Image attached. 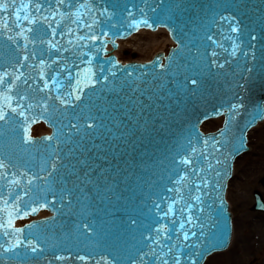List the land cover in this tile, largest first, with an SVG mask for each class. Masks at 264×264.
Instances as JSON below:
<instances>
[{
  "label": "water",
  "instance_id": "95a60500",
  "mask_svg": "<svg viewBox=\"0 0 264 264\" xmlns=\"http://www.w3.org/2000/svg\"><path fill=\"white\" fill-rule=\"evenodd\" d=\"M15 1L24 3L19 6L20 14L25 11L26 4H33V0ZM78 1L80 0H76L75 3ZM92 1L96 2V0ZM4 3L9 4V8L5 11L15 16L17 8L9 0H4L1 4ZM144 8L146 11L149 9L148 6ZM126 9L132 10L126 16L136 17L135 8L125 6ZM76 11L67 14L69 17L79 18L78 15H74ZM157 14L161 18L166 14L169 16L166 25L178 41L177 48L163 64L158 63L162 54L155 55L153 62L133 63L126 66L116 65L112 55L104 57L102 53L106 52L105 43L119 34L118 24H108V21L103 24L98 34V39L102 44H98L100 41L91 36L87 38L92 41L91 44L83 41L80 44L85 49L84 55L80 56L83 59L81 63L86 62L84 58L88 55L87 52L92 53L96 50L95 60L103 61L101 63L102 72L108 75L106 80L114 81L112 89L104 88L107 90L105 96L98 95V100L103 103L104 109L97 120H95L96 117H88L93 121L91 124L75 116L88 111L83 104L85 100L82 95L84 94L78 95L76 89L92 86L88 80L95 77L84 72V75L88 76L81 78L75 69L77 59L73 58L69 61L65 59V53L69 52L68 45L72 38L87 37L86 32L83 31L84 24L71 27L70 31L63 30L59 38L50 40L55 44L52 45L53 50L57 46L60 52L58 57L51 58L54 64V66L49 64V67L53 66L51 71L48 67L36 63L35 66L24 68L18 75L15 69L12 74L0 72L3 73V76L0 75L1 82L8 81L9 78L5 75H12L14 79H17L13 87L7 88L12 93H10L11 100L9 96L8 101H0V114L7 110L13 113H24L28 107L24 114L29 116L28 123H30L35 118L38 104L32 99L26 102V99L31 95L41 99L46 94L51 101V106L50 102L48 103L50 114L71 112L61 123L55 117L51 120L55 124H62V127L66 129L63 132L71 134V140L66 141L69 144L73 141L75 127H78L80 135L84 136V138L80 136L84 146L107 145L111 148L123 147L126 149L124 151H131L130 146L139 145L142 150H134L131 154H137L142 161L137 163V166H131L132 168L119 167L117 174L121 177L110 179L106 189L112 190L113 193L117 192L120 198H124V202L134 205L138 203V200L132 201L130 194L135 189L141 190L143 194L149 192L150 189L154 193L156 191L158 201H156V194L151 199L158 213H155V209V212L149 216L155 225L153 231L160 232L158 235L155 234L154 241L150 242L156 253L155 260L161 257L155 264H164V241L168 237L165 228L171 237H175L172 241L177 242L178 240L181 243L180 246L185 245V250L188 249L186 250L187 258L183 260L184 264H200V257H197L200 251L203 250L205 256L221 248L228 241L230 226L226 224L223 183L230 171L232 159L240 152L242 133L257 117H261L263 112L264 0H161L156 12L153 13V18H155L153 23L162 22L157 19ZM136 22L137 19H133L129 21V24ZM233 28L236 31H233ZM105 35L110 39H107ZM3 38L4 35L0 33V41ZM198 42L201 45L196 50L195 47L200 44ZM209 42H212L210 43L212 46L207 47ZM171 44L172 42L162 29L157 31L141 29L127 40L119 41L118 48L113 52L122 61L132 60V53H135L137 60L146 61L155 52L166 51ZM60 55L63 57H59ZM244 56L246 58H243ZM11 57V54H5L0 50V71L10 72L12 70L9 67L12 66L9 60ZM46 57L49 59L48 56ZM233 58H235L234 61H232ZM59 59L64 61L65 66L56 65ZM191 60L197 65L194 71L200 72L198 78L203 77L202 72L207 67H215L214 63L220 62L224 66L212 76L214 80L219 79L222 82L217 81L211 85L212 87L207 86L197 101H195L196 87L189 76L183 83L178 82L176 87L171 85L173 81L164 83V90H158L156 96L142 90L147 82L165 78L162 73H181L183 66L188 67ZM49 75L50 78L56 77V79L46 80ZM60 75H65L68 84L63 82L57 88L55 82ZM100 81L103 82L102 79ZM95 83L99 86L98 79ZM18 89L23 90L24 96L20 92L14 94ZM159 93L164 96H158ZM78 96L79 99H77ZM113 98L117 100L112 101ZM119 100L120 103L116 105L114 102ZM127 100L128 103H126ZM233 105L237 107L233 108ZM220 114H224L226 119L223 127L217 132L205 136L198 130L200 121ZM16 119L17 116L12 120ZM73 121H76V124H72ZM142 121L147 124L143 126ZM221 121L222 118L208 121L206 122L208 125L203 126V129H214L221 124ZM55 124H53L54 128ZM89 125L92 126L89 127ZM260 126L261 124L255 128L258 129ZM255 128L252 131H255ZM47 131L49 129L44 124L33 127L35 134ZM4 138L8 143V139ZM12 139L17 140L18 138L12 137ZM0 149L5 151V146L0 145ZM17 149L19 150L17 153L28 160L29 167L36 171V174L44 176L45 187H53L57 196L60 195L58 199L64 205L68 202L64 197L69 198L77 188H85L84 183L79 185V182H75L78 178L74 173L76 168L73 167L74 163L70 165L72 169L69 164L64 166V163L60 164L53 160L51 155H57L59 151L51 149L49 152L51 155H48L33 147L18 146ZM247 153H252L251 147ZM169 154L171 158L165 164L164 160ZM117 155H123V153L117 150ZM245 155L246 153L243 156ZM2 156L0 172L5 173L4 180L7 181L10 180L8 169L10 162L6 154ZM111 157L121 160L120 156L112 155ZM13 168L16 170L14 174L17 173L21 181L15 186L16 193L28 190L26 183L30 173H20L17 166ZM130 171L135 172L131 177H129ZM64 172L73 177L71 182H75L69 185L70 188L62 178ZM235 175L234 166L231 181H234ZM205 181H207V186H205ZM10 183L16 185L15 181ZM91 184H94L93 188L98 186L95 181H91ZM228 190L229 186L227 197ZM10 192L12 193V190ZM106 202L109 208H112L109 200ZM113 206H116V203ZM61 209L58 206L56 211ZM47 214V212L40 213V215ZM160 222L165 224L161 225ZM214 255L208 257L205 263L208 264L209 258H214Z\"/></svg>",
  "mask_w": 264,
  "mask_h": 264
},
{
  "label": "rangeland",
  "instance_id": "374dc122",
  "mask_svg": "<svg viewBox=\"0 0 264 264\" xmlns=\"http://www.w3.org/2000/svg\"><path fill=\"white\" fill-rule=\"evenodd\" d=\"M249 141L252 153H246L236 161V175L229 185L228 199L234 213L236 233L231 250L216 256L220 264H264V215L260 217L259 213L247 209V205L253 202L252 190L264 193L260 183L264 178V123L250 132ZM239 235H242L244 244L241 247L245 250L243 255L237 241Z\"/></svg>",
  "mask_w": 264,
  "mask_h": 264
},
{
  "label": "snow or ice",
  "instance_id": "6c2138e0",
  "mask_svg": "<svg viewBox=\"0 0 264 264\" xmlns=\"http://www.w3.org/2000/svg\"><path fill=\"white\" fill-rule=\"evenodd\" d=\"M8 8H9V4H7V3L0 4V11H5V10H7ZM16 15H17V18H19V13H18V11H17ZM25 19H27V17H25ZM29 23H31V21H29ZM232 30H233V31H236L235 28H233ZM77 99H79V96L77 97ZM62 102H64V101H62ZM236 107H237L236 105H233V108H236ZM0 119H3V117L0 116ZM91 126H92V125H89V127H91ZM48 139H51V138H48ZM185 163H186V161H185ZM205 186H207V181H205ZM185 238H187V234H185ZM32 251L35 252V251H36V248L33 247V248H32Z\"/></svg>",
  "mask_w": 264,
  "mask_h": 264
},
{
  "label": "bare ground",
  "instance_id": "6f19581e",
  "mask_svg": "<svg viewBox=\"0 0 264 264\" xmlns=\"http://www.w3.org/2000/svg\"><path fill=\"white\" fill-rule=\"evenodd\" d=\"M241 244H242V246H244L242 241H241ZM208 264H220V262L218 260H216V255H214V258H209Z\"/></svg>",
  "mask_w": 264,
  "mask_h": 264
}]
</instances>
